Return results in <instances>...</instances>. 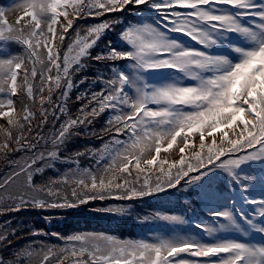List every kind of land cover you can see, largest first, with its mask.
<instances>
[{
  "label": "snow or ice",
  "instance_id": "obj_1",
  "mask_svg": "<svg viewBox=\"0 0 264 264\" xmlns=\"http://www.w3.org/2000/svg\"><path fill=\"white\" fill-rule=\"evenodd\" d=\"M16 10L22 15L13 24L7 13ZM116 12L123 15L78 23ZM118 26L115 40L108 39ZM90 61L106 65L110 74L94 78L99 91L77 96L86 103L73 117L70 93L88 77L73 78ZM21 88L28 103L21 100L17 114L13 97ZM36 104L42 119L33 124ZM106 111L105 127L92 130ZM49 114L54 121L66 119L46 138L41 133ZM0 118L7 119V127L0 125V159L18 167L0 189L21 176L30 189L0 198V215L144 198L181 181L207 208V218L192 222L187 210L195 211L193 201L185 199L182 213L143 218L164 222L167 234L136 239L51 233L65 241L59 252L32 242L11 258L0 255V264H33L37 256L38 264H51L54 257L56 264L69 257L71 264H264V0H21L0 7ZM108 132L113 134L104 140ZM88 136L103 141L101 146L69 150L75 138ZM178 142L180 159L161 160V151ZM10 151L31 155L20 164L9 159ZM57 164L66 166L62 174L35 183L34 177L43 178ZM61 188L71 189L74 203ZM18 233L21 225L5 221L0 251L12 247Z\"/></svg>",
  "mask_w": 264,
  "mask_h": 264
},
{
  "label": "trees",
  "instance_id": "obj_2",
  "mask_svg": "<svg viewBox=\"0 0 264 264\" xmlns=\"http://www.w3.org/2000/svg\"><path fill=\"white\" fill-rule=\"evenodd\" d=\"M13 0H0V7H4L6 4L11 3ZM22 15V10H17V13L8 16L9 22L15 24L17 16ZM123 15L122 13H110L107 16L99 17L96 19L88 18L87 21H79V25L83 27L85 24H94L99 23L104 19H108L111 17H118ZM75 27V25H74ZM120 31L119 26L116 28L115 33L110 34L107 38L115 40V35ZM71 34V30H70ZM70 41L66 40L65 45ZM107 41L105 40L104 43ZM104 43L99 45V48L93 50V54L99 51L104 47ZM14 50L17 52L22 51L19 47L14 46ZM44 53H42L43 55ZM110 63V62H109ZM118 64H125V61H119ZM99 73H107L106 65H102L96 63L94 61L89 62V66L86 71L81 72L74 76V83L78 82L84 76L88 77V81L84 84H78L77 87H74L70 93V99L67 102L68 113L71 116H75L78 114V110L81 105L86 103V100H77V96L83 94L86 91H99L101 85L94 84V78ZM20 95L17 97H13L16 101L17 114L20 113L23 104L28 103L27 97L24 96V90L21 88L19 90ZM47 96V92L44 93ZM55 100V97H54ZM39 104L33 106V110L36 111V120L33 121V124L38 123L42 117L39 112ZM45 107H49V111L51 112V107L49 105H45ZM109 113L106 111L101 117H99L93 126L92 130H95L99 133L100 129L105 127V120L107 119ZM51 116V114H49ZM52 118V116H51ZM66 119L65 116H61L60 120L50 122L51 134L59 129L60 124ZM2 121L3 126L7 127V119L0 118V122ZM55 125V126H54ZM46 126H43L45 128ZM39 130V129H37ZM44 134H47L43 132ZM34 134V133H33ZM113 133H102L104 140H107L110 135ZM3 135V133H2ZM16 131L13 130V137H15ZM103 141L96 138L95 136L88 137H77L72 143L69 145V150L75 151L83 149L84 147H94L99 148ZM210 142V138H209ZM15 146V145H14ZM199 145H196V150H198ZM189 149L186 150V155L190 154ZM31 153H23L17 152L11 160H18L20 164L24 163V159L27 158ZM64 155V153H62ZM82 165L86 166L89 161L82 160ZM64 165L57 164L56 170L48 169L45 171L43 178L40 176L34 177V181L37 185H43L49 178H56L58 175L62 174L65 170ZM167 168V167H166ZM18 170V167L14 168L11 165H7L6 163L0 165V181L3 180L7 175H9L12 171ZM23 177V176H22ZM19 177L22 181L25 180L23 177ZM18 179V178H17ZM16 184L13 183L12 185ZM184 182L181 181V185L177 186V188L168 189L164 192L154 193L151 196H146L144 198H136L133 200H117V199H108L104 201L96 200L90 201L86 204H77L74 207H63V208H26L18 212H8L5 215H0V226H3L5 221H11V227H17L21 225L23 227V233H18L20 235V239H16L13 241V246L10 247L7 251H0V253L5 258H11V254L17 250V248H23L28 246L30 243L35 242V246L37 248L40 247L41 244L47 247H54L57 252L59 249L64 246L65 241L57 238L56 236L51 235V233H59L60 237H68L77 233H105L110 234L120 239H127L130 237L131 239H136L142 235V231L150 229L155 230L158 229L162 223L159 220H144V217H152L155 213H182L185 206V199H191L193 201V208L187 210V218L195 222L197 219L207 218V208L204 203L201 201L200 197H196L190 195V190H185L183 188ZM17 189H21L20 191ZM30 189L24 191L22 187L15 186L11 189H0V194L3 197H7L9 194L18 195L20 193L29 192ZM18 192V193H17ZM62 194H66L68 196L69 202H73L71 197V189L70 188H61ZM224 195H227L226 193ZM47 198V197H46ZM51 199V198H49ZM126 207L129 211L124 214H111L103 211L102 209L107 207ZM135 222V223H134ZM133 223V224H132ZM132 224V225H131ZM120 225L121 227H118ZM190 226V225H188ZM26 229L29 230L30 233L33 229L43 230V232L48 233L47 235H30L26 233ZM123 229L126 231L123 233ZM125 235V236H124ZM42 255V253H41ZM35 259V260H34ZM33 259V264H38L40 256H37ZM71 257L68 260L64 261V264H71ZM51 264H56V257H54L51 261Z\"/></svg>",
  "mask_w": 264,
  "mask_h": 264
},
{
  "label": "rangeland",
  "instance_id": "obj_3",
  "mask_svg": "<svg viewBox=\"0 0 264 264\" xmlns=\"http://www.w3.org/2000/svg\"><path fill=\"white\" fill-rule=\"evenodd\" d=\"M21 2V0H13L11 3H9V4H6L5 5V8L7 9V8H12L15 4H17V3H20ZM15 13H17V10L16 11H10V12H8L7 13V15L8 16H10V15H12V14H15ZM20 81H19V79H18V83H19ZM18 95H20V93H18ZM48 119H49V123H47L46 125H44V126H46L45 128H43V130H42V135H44L46 138L47 137H50V135H51V129H50V122H53V120H52V118H51V116H49L48 117ZM0 125H3L2 124V121L0 122ZM37 131H39V130H37ZM43 132H45V133H47V134H44ZM34 135V134H33ZM32 137L30 136L29 137V139H31ZM3 139H4V136L2 135V132H0V142H2L3 141ZM195 144L197 145H199V138H198V136L196 137V139H195ZM180 146H182V144L181 143H179L178 142V144L177 145H174L173 146V148L172 149H170L169 151H167V152H165V151H161V155H160V159L161 160H164V159H167V160H169V162H171V161H173V160H179L180 159V154H179V152H178V148L180 147ZM13 147H15L14 145H13ZM40 148H42L43 147V142H41V145L39 146ZM187 150V149H186ZM17 152H15V151H10L9 152V159H11V158H13L14 156H15V154H16ZM152 154H154V153H152ZM4 163H6L7 165H8V163L5 161V160H3V159H0V165H2L3 166V164ZM164 167L166 168V167H168V165H164ZM22 177V176H21ZM23 178V177H22ZM16 184H14V185H10L8 188L9 189H11V188H13V187H15V186H20V187H22V189H24V191H26L28 188L25 186V184H24V181H22V179L21 178H18L16 181ZM17 190H21V189H17ZM18 193V192H17ZM1 197H3V195L2 194H0V198ZM5 199L7 198V197H4ZM175 213H180V212H175ZM1 223V222H0ZM135 223V222H134ZM133 224V223H132ZM131 224V225H132ZM118 227H121L120 225H118ZM185 228H190V226H188V225H186V226H184ZM27 232H29V230L28 229H26V233ZM126 231L123 229V233H125ZM160 232H163V233H168L169 232V227L165 224V223H162L161 224V226L158 228V229H155V230H150V229H147V230H144V231H142L141 233H142V235L141 236H139L138 238H141V237H147L148 235H150V234H154V233H160ZM119 235H123V234H117V237H119ZM125 236V235H124ZM128 238H130V237H128ZM257 239H259V237L257 236ZM0 255H2L1 253H0ZM3 256V255H2ZM35 260V259H34Z\"/></svg>",
  "mask_w": 264,
  "mask_h": 264
}]
</instances>
